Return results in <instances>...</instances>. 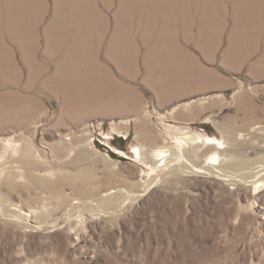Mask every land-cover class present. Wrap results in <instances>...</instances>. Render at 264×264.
Returning <instances> with one entry per match:
<instances>
[{
  "label": "rangeland",
  "instance_id": "374dc122",
  "mask_svg": "<svg viewBox=\"0 0 264 264\" xmlns=\"http://www.w3.org/2000/svg\"><path fill=\"white\" fill-rule=\"evenodd\" d=\"M0 264H264V0H0Z\"/></svg>",
  "mask_w": 264,
  "mask_h": 264
},
{
  "label": "bare ground",
  "instance_id": "6f19581e",
  "mask_svg": "<svg viewBox=\"0 0 264 264\" xmlns=\"http://www.w3.org/2000/svg\"><path fill=\"white\" fill-rule=\"evenodd\" d=\"M207 141H208V143H215L216 145H217V147L219 148V147H222V146H224V145H226L225 143V141L224 140H221V139H218V140H216V139H212V138H207ZM17 149V148H16ZM16 149L14 150V151H16ZM19 151V150H18ZM160 153V152H159ZM166 154H164L163 152H161V155H160V161H162L164 158H163V156H165ZM214 155V156H213ZM213 155H211L209 158H208V161H207V163L208 164H214V165H216V164H220V162H221V155L218 153V152H215V153H213ZM165 160V159H164ZM54 171V170H53ZM59 172V171H58ZM65 173V172H64ZM60 176H62V175H60ZM58 177V176H57ZM67 177H69V178H71L72 176H71V174H64L62 177H58V182H60L61 180H63V179H68ZM76 178L78 177V175H76L75 176ZM68 181V180H67ZM71 181V180H70ZM66 182V181H65ZM72 182V181H71ZM70 183V182H69ZM53 182L51 183L50 181H45V182H42V184H41V186L42 187H46V188H51L52 189V187H53ZM62 185V184H61ZM54 186H55V184H54ZM55 188V187H54ZM53 190V189H52ZM55 190V189H54Z\"/></svg>",
  "mask_w": 264,
  "mask_h": 264
}]
</instances>
